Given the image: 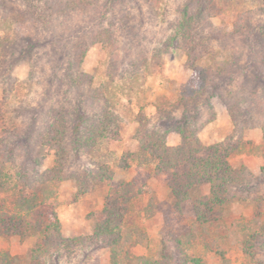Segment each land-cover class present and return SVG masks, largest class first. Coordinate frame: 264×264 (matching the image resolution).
<instances>
[{
  "label": "trees",
  "instance_id": "trees-1",
  "mask_svg": "<svg viewBox=\"0 0 264 264\" xmlns=\"http://www.w3.org/2000/svg\"><path fill=\"white\" fill-rule=\"evenodd\" d=\"M142 1L154 8L161 0ZM98 2L0 0L4 31L0 36V86L3 89L0 99V236L35 237L25 264H47L43 261L48 255L74 250L85 237L63 234L55 205L50 207L54 208L51 215L45 214V209L57 198L61 183L74 179L78 187L76 197L96 187H107L104 217L96 220L92 239L110 249L111 264H210L205 256L189 251L198 246L200 236L204 245L209 246L206 237L220 229H225V237L240 245L246 264H264L260 257L264 255V191H258L264 176L254 177L242 160L232 162V158L252 143L245 138L250 129L261 130L264 147V94H258L259 91L264 93V20L257 18L259 13L264 14V4L234 9L232 27L227 31L224 26L217 27L211 18L228 12L234 0L185 2L171 41H179V49L187 56L192 75L174 101L163 98L156 102V112L163 126L159 128L154 118L143 111L137 114L138 150L118 162L120 167H128L129 159L141 166L153 164L152 175L170 189L171 202L151 197L145 206L149 216L161 212L166 221L155 241L141 227L127 224L133 201L142 197L136 181L114 182V169L103 161L90 173L70 170L77 148L83 145L95 148L117 133L118 116L109 96V83L115 77L117 44L110 29L96 24L101 18L96 9ZM91 10L95 12L93 16ZM74 13L90 14V25L95 22V27L91 28L90 36H85L83 28L80 34L72 36L76 38L68 47L57 50L54 45L60 43L62 37H57L55 30ZM25 23L32 28L29 34L16 33L15 25ZM47 42L52 46L51 54L47 55L49 59L63 60L66 55L70 59V68L64 69V73L59 67L51 72L52 82L60 84L65 81L62 75L69 77L71 87L80 97L74 112L67 107L66 99L56 98L50 109V121L40 130L35 114H31L26 105L28 98L14 102L10 96V89L19 86L15 84L17 79L11 78V71L21 59L29 58L32 68L22 84L25 87L32 83V69L43 59L37 50ZM240 42L246 47L245 53L238 50ZM94 44H100L106 51L104 63L108 81L98 82L95 74L82 68ZM52 89L51 94L59 91L58 87ZM248 89H251L249 94ZM216 96L228 102L233 131L220 142L206 144L201 131L216 118L212 104ZM84 99L98 105L100 110L96 114L89 113ZM246 102L249 109L242 106ZM205 110L209 116L205 123H199ZM26 117L32 121L29 125L28 120L25 125ZM169 132L179 136L178 144L168 143ZM34 133L36 143L32 144ZM24 148L26 156L22 157L20 149ZM51 155L53 164L45 166ZM236 203L250 205L253 213L247 220L228 223L226 217ZM137 244L146 246L150 253H133L131 246ZM229 263L224 253L222 264ZM0 264L22 263L20 257L2 250Z\"/></svg>",
  "mask_w": 264,
  "mask_h": 264
},
{
  "label": "rangeland",
  "instance_id": "rangeland-1",
  "mask_svg": "<svg viewBox=\"0 0 264 264\" xmlns=\"http://www.w3.org/2000/svg\"><path fill=\"white\" fill-rule=\"evenodd\" d=\"M98 1L96 9L98 10L97 14L99 13L98 18L100 16L101 18L99 22L96 21V24L110 29L117 44L115 77L109 83V96H111L114 111L118 116L117 133L95 148L87 145L77 148L72 156L70 170L76 173H90L98 162L103 161L114 169V182L136 181L137 187L142 191V197L133 201L132 206H134L128 216L127 224L130 227H141L149 237L157 241L161 229L165 226V218L161 212L149 216L145 206L148 205L151 197L159 201L171 202L170 189L162 180L152 175L153 164L141 166L137 161L129 159L128 167H120L118 162L128 153L138 150V143L135 139L137 114L143 111L154 118V124L157 123L159 128L163 126L156 112V102L163 98L174 101L192 75V70L187 66V56L179 49V41L174 43L171 41V36L175 34V26L182 16L186 0H161L159 6L154 8H150L142 0ZM234 2L235 4L228 12L211 18L217 27L224 26L227 31L230 30L236 8H256L264 4V0H234ZM93 10L90 11L92 16L95 14ZM90 14L80 16L74 13L66 17L64 24L55 30L57 37L61 36L62 38H60V43L55 44L54 47L57 50L68 47L71 41L76 38V36H72L80 34L83 28L85 36H90L91 28L95 27V22L90 25L92 20ZM257 18L264 20V14L259 13ZM1 21L0 13V36L4 34ZM15 26V32L21 33L23 36H27L29 30L32 29L29 23ZM237 46L240 52H246V47L241 42L237 43ZM51 48V44L47 42L37 50L42 54L43 59H39L38 64L32 69L34 79L29 85L24 87L22 84L28 79L32 68L29 58L21 59L11 71V78L17 79L15 84H19V86L10 89L12 91L10 96L15 99L14 102L28 98L26 105L31 109L30 113L35 114L37 128H41L40 130L50 119V109L56 98L66 99L67 107L71 112H74L75 104L80 97L71 87L69 77L62 75L65 81L60 84L52 82L54 77L51 72L59 67L64 73V69L70 68V59L66 55L63 60L61 58V60L52 61L47 56L51 54ZM106 55L105 49L100 44H94L87 52L82 65L83 70L95 74L98 82L109 80L104 63ZM243 57L245 56L243 55ZM57 87L59 88L58 93L51 94L54 90L52 88ZM249 90L251 89H248V94ZM2 93L3 89L0 86V99ZM258 94L263 96L264 93L259 91ZM84 100L89 113L96 114L100 110L98 105ZM226 101L219 96L212 100L216 118L204 125L201 131V138L204 142H217L232 132L233 123ZM247 102L242 103L244 109H249ZM206 110L202 113L199 123H205L207 120L209 114ZM180 112L177 116L180 115ZM27 120L29 121V117L25 118V125ZM31 122L29 121L28 125ZM34 134L32 144L36 143L35 136L37 135ZM246 134L252 143L234 160H244L254 177L264 176L262 173L264 147L261 130L253 128ZM179 142V136L174 132H169L168 143L176 145ZM20 152L22 157L26 156L25 148L20 149ZM52 164L53 157L51 155L46 159L45 166ZM77 190L78 187L74 179L63 181L59 187L57 198L52 200L51 206L49 205L45 209V214L47 217L49 214L51 215V210L54 208L50 207L55 205L63 234L68 237L84 236L85 239L70 253L54 252L45 257L43 262L47 264H111L110 249L92 239L96 220L104 217L103 206L107 187H96L86 194L76 197ZM258 191H264V182L258 185ZM252 213L253 209L250 205L233 204L226 217V222L247 220ZM225 232V229L212 231L210 236L206 237L210 241L209 246L204 245L203 236L198 237V246L190 250L189 253L205 256L210 264H222L224 253L229 259V264H246L247 258L240 245L225 237ZM34 243L35 237L0 236V251H9L13 256L20 257L21 263L25 264ZM131 251L138 255L150 253V250L141 244L132 245ZM260 257L264 259V255Z\"/></svg>",
  "mask_w": 264,
  "mask_h": 264
},
{
  "label": "crops",
  "instance_id": "crops-1",
  "mask_svg": "<svg viewBox=\"0 0 264 264\" xmlns=\"http://www.w3.org/2000/svg\"><path fill=\"white\" fill-rule=\"evenodd\" d=\"M251 130H252V129H251ZM232 131H233V130H232ZM248 131H249V130H248ZM248 131H247V132H248ZM247 132H246V133H247ZM231 133H232V132H231ZM231 133H230V134H231ZM261 133H262V132H261ZM230 134H229V135H230ZM226 137H227V136H226ZM226 137H225V138H226ZM225 138H223L222 140H224ZM245 138H246V140H249V141H251V139H248V136H247V134H245ZM261 139H262V137H261ZM222 140H219V141H217V142H220V141H222ZM262 141H263V139H262ZM217 142H214V143H217ZM251 142H252V141H251ZM205 143H206V144H213V143H207V142H205ZM238 155H239V154H238ZM238 155H236V156H238ZM236 156H235V157H236ZM235 157H234V158H232V162H237V161H240V160H242V159H239V160H234V159H235ZM242 161H244V160H242ZM244 162H245V161H244ZM245 164H246V162H245ZM246 165H247V164H246Z\"/></svg>",
  "mask_w": 264,
  "mask_h": 264
}]
</instances>
